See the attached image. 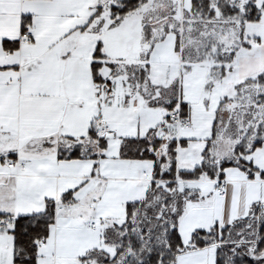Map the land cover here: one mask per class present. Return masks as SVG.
<instances>
[{
    "label": "snow or ice",
    "instance_id": "1",
    "mask_svg": "<svg viewBox=\"0 0 264 264\" xmlns=\"http://www.w3.org/2000/svg\"><path fill=\"white\" fill-rule=\"evenodd\" d=\"M0 264H264V0H0Z\"/></svg>",
    "mask_w": 264,
    "mask_h": 264
}]
</instances>
